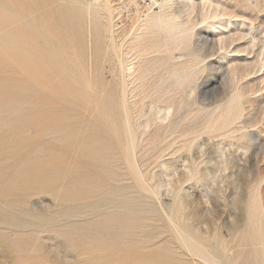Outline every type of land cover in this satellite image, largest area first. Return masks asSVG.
Returning a JSON list of instances; mask_svg holds the SVG:
<instances>
[{
  "label": "rangeland",
  "instance_id": "obj_1",
  "mask_svg": "<svg viewBox=\"0 0 264 264\" xmlns=\"http://www.w3.org/2000/svg\"><path fill=\"white\" fill-rule=\"evenodd\" d=\"M195 1L135 45L141 22L115 0H0V264H264V0ZM21 32L49 57L18 55ZM114 186L144 202L124 236L67 229ZM20 211L57 218L54 233L1 222Z\"/></svg>",
  "mask_w": 264,
  "mask_h": 264
},
{
  "label": "bare ground",
  "instance_id": "obj_2",
  "mask_svg": "<svg viewBox=\"0 0 264 264\" xmlns=\"http://www.w3.org/2000/svg\"><path fill=\"white\" fill-rule=\"evenodd\" d=\"M9 2H23L24 0H8ZM71 1H74V0H71ZM75 1H77V0H75ZM173 1L174 0H163V6L160 8V10L158 11V12H153V13H150V14H148L146 17H145V19L144 20H142L141 21V23H140V26L138 27L139 29H138V33L136 34V35H133V36H135L134 37V39H133V37H132V39H133V43L136 45V42H137V40L139 39V37L141 36L140 34V31L141 30H143V29H146V30H156V29H168V28H171V27H175V28H179L182 24H181V22H179L180 20H178L179 18H181L180 16H181V14L180 13H182V12H185L187 15H189V14H191L192 12H194L195 10H197V8H198V2H196L195 0H179L178 2H179V5H178V7H177V9L176 10H174V8L172 9V5H173ZM7 2V1H6ZM65 2H67V1H65ZM202 2V1H201ZM204 2V1H203ZM177 3V2H176ZM66 4V3H65ZM73 4V3H72ZM76 4V3H75ZM80 3H78V5H79ZM13 5V4H12ZM33 5H34V2H33ZM68 5V4H67ZM77 5V6H78ZM108 5V4H107ZM174 5H175V1H174ZM43 6V5H42ZM40 7V6H39ZM80 7V6H79ZM87 7H88V5H87ZM215 7V6H214ZM35 9V8H34ZM206 9V8H205ZM27 11H28V9H27ZM24 12V11H23ZM64 13V12H63ZM75 13V15L77 16L78 14H79V12H78V10L77 11H75L74 12ZM84 13V12H83ZM109 13H110V11H109ZM25 14V13H24ZM209 15V14H208ZM213 15V14H212ZM219 15V14H218ZM218 15H216V16H218ZM33 16V15H32ZM46 16V15H45ZM110 16V15H109ZM183 16V15H182ZM31 17V16H30ZM72 17V16H71ZM220 17V16H219ZM107 18H109V17H107ZM185 18V17H184ZM35 20V19H34ZM109 20H111V19H109ZM183 20V19H182ZM46 21H48V20H46ZM44 22V21H43ZM222 22V21H221ZM226 22H228L227 20H226ZM13 23V22H12ZM15 23V22H14ZM34 23V22H33ZM186 23V22H185ZM210 23V22H209ZM228 23H230V20H229V22ZM220 24V23H219ZM219 24H217V25H219ZM234 24V23H233ZM188 25V24H187ZM40 26V25H39ZM209 26H211V25H209ZM225 26L226 25H224V28H225ZM229 26V25H228ZM136 27V26H135ZM212 28H214V29H218V28H215L216 26H214V24H212V26H211ZM221 27H223L222 25H221ZM221 27H219L220 29H222ZM181 28V27H180ZM186 28V27H185ZM37 29V28H36ZM243 29V28H242ZM45 30V29H44ZM51 30V29H50ZM78 30V29H77ZM188 30V29H187ZM17 31V30H16ZM145 31V30H144ZM144 31H143V33H144ZM163 32V31H162ZM223 32V31H222ZM48 33V32H47ZM142 33V34H143ZM164 33V32H163ZM21 35H20V37H22L23 38V42L25 43V45H27L26 47H23V48H20V47H18L17 45H15V46H13V47H15V48H13V50L15 51V52H17V54L18 55H25V57H26V60L30 63V64H33V63H35L36 61H37V59H45L46 57H49V55L46 53V51L45 50H43V49H40V48H34L33 46H32V44H33V41H34V37H35V33H33V32H29V33H25V32H21L20 33ZM113 34V33H112ZM218 34V33H217ZM223 34V33H222ZM253 35V34H252ZM257 35V34H256ZM65 36V35H64ZM259 36V35H258ZM69 37V36H68ZM67 37V38H68ZM151 37V36H150ZM213 37V36H212ZM217 37V36H216ZM63 38V37H62ZM64 39V38H63ZM140 39H142V38H140ZM203 39H204V37H203ZM218 39V38H217ZM238 39V38H237ZM44 40H45V38H44ZM70 40V39H69ZM10 41H13V43L14 44H18L17 42L18 41H16L14 38L13 39H11ZM65 41V40H64ZM247 41V40H246ZM131 42V43H132ZM141 42V41H140ZM214 42V41H213ZM63 43V42H62ZM61 43V44H62ZM34 44H35V42H34ZM57 44V43H56ZM56 44H54V45H56ZM128 44V43H127ZM142 44V43H141ZM51 45V44H50ZM60 45V44H59ZM129 45V44H128ZM215 46V45H214ZM131 47V46H130ZM129 48V47H128ZM137 48V47H136ZM150 48V47H149ZM200 48V47H199ZM138 50V49H137ZM240 50V49H239ZM126 51V50H125ZM133 51V50H132ZM135 51V50H134ZM11 53V52H10ZM124 53H127V52H124ZM230 54V53H229ZM132 55V54H131ZM128 56V55H127ZM243 56V55H242ZM123 57V56H122ZM131 57V56H130ZM225 57V56H224ZM136 58V57H135ZM15 59H18V58H15ZM121 59V58H120ZM123 59V58H122ZM121 59V60H122ZM120 60V61H121ZM128 60H130V59H128ZM127 60V61H128ZM134 59H132V61H133ZM138 60H140V59H138ZM22 61V60H21ZM129 62V61H128ZM14 63H16V62H14ZM19 63V62H18ZM133 63V62H132ZM20 64V63H19ZM120 64V63H119ZM225 64V63H224ZM228 64V63H227ZM130 65H131V62H130ZM121 66V65H120ZM128 66V65H127ZM141 66V65H140ZM199 66V65H198ZM235 66V65H234ZM236 67V66H235ZM125 68V67H124ZM195 68V67H194ZM208 68H209V66H208ZM245 68V67H244ZM61 70V69H60ZM235 70V69H234ZM136 71V70H135ZM134 71V72H135ZM140 71V70H139ZM133 66L131 65V66H128L126 69H124V72H123V75H122V80L124 79V81H123V83H125L126 81H127V77L129 78V80H131V81H133L134 82V80H135V76H133ZM137 72V71H136ZM166 72V71H165ZM222 73V72H221ZM131 76H132V78H131ZM140 77V76H139ZM173 77V76H172ZM189 77V76H188ZM228 77V76H227ZM126 78V79H125ZM136 79H138V78H136ZM139 80V79H138ZM128 82V81H127ZM177 82V81H176ZM126 84V83H125ZM129 84V83H128ZM133 85V84H132ZM128 86H130V85H128ZM175 86V85H174ZM122 87V86H121ZM132 88V87H131ZM136 89V88H135ZM138 89V88H137ZM136 89V90H137ZM151 89V88H150ZM136 90H135V92H136ZM129 91H131V90H129ZM129 91H128V93H129ZM175 91V90H174ZM142 92V91H141ZM152 92V91H151ZM239 92V91H238ZM122 94V93H121ZM146 95V94H145ZM123 96V95H122ZM128 96V95H127ZM154 96V95H153ZM137 97V96H136ZM199 97V96H198ZM139 98V97H138ZM143 98V97H142ZM200 98V97H199ZM155 100H153V102H154ZM133 102H135V101H133ZM143 102V101H142ZM166 102V101H165ZM123 103V102H122ZM160 103V102H159ZM135 104V103H134ZM139 105V104H138ZM132 106V105H131ZM140 106V105H139ZM137 107V106H136ZM139 108V107H138ZM123 111H124V109H123ZM134 111V110H133ZM135 111H136V109H135ZM138 111V110H137ZM124 113V112H123ZM138 113V112H137ZM131 115V114H130ZM129 115V116H130ZM125 117V119H126V115H124ZM131 117V116H130ZM133 117H135V115L133 116ZM132 117V118H133ZM124 119V120H125ZM134 119V118H133ZM165 119V118H164ZM139 120V119H138ZM161 120V119H160ZM154 121V120H153ZM126 122V121H125ZM128 121H127V125H128ZM111 125V124H110ZM126 125V126H127ZM92 126H94V125H92ZM128 127V126H127ZM138 127L140 128V126L138 125ZM170 127H172V126H170ZM109 128V127H108ZM113 128V127H112ZM154 128H156V127H154ZM139 130V129H138ZM126 131V130H125ZM143 133V132H142ZM145 133V132H144ZM237 133V132H236ZM260 133V132H259ZM173 134V133H172ZM256 134V133H255ZM139 136H141V135H139ZM139 136H138V138H139ZM261 137V136H260ZM130 138V137H129ZM103 139H105V138H103ZM253 139V138H252ZM100 140H101V138H100ZM106 140H108V139H106ZM112 140V139H111ZM125 140V139H124ZM130 140V139H129ZM154 140V139H153ZM99 141V140H98ZM98 141H97V143H98ZM152 141V140H151ZM112 142V141H111ZM137 142H140V141H137ZM137 142H135V143H137ZM143 142V141H142ZM152 142H154V141H152ZM247 142V141H246ZM96 143V144H97ZM136 145V144H135ZM148 145H149V143H148ZM155 145V144H154ZM169 145V144H168ZM102 146H105V145H102ZM166 146V145H165ZM163 147V145H162V147L161 148H166V147ZM108 147H111V146H108ZM129 147H130V150H133L134 149V142H133V140L131 139L130 140V142H129ZM136 147V146H135ZM95 148H97V147H95ZM99 148V147H98ZM112 148V147H111ZM111 148H109V149H111ZM155 148V147H154ZM160 148V147H159ZM160 148V149H161ZM179 148V147H178ZM259 148V147H258ZM114 149V148H113ZM173 149V148H172ZM153 150V149H152ZM159 150V149H158ZM135 151V150H134ZM150 151V150H149ZM133 152V151H132ZM172 152V151H171ZM257 153H259V152H257ZM97 154V153H96ZM157 154V153H156ZM256 154V153H255ZM137 155V154H136ZM165 155V154H164ZM152 156H154V155H151V156H148V157H151L152 158ZM98 157V156H97ZM130 158H131V162H133V164L131 165V167L134 169V168H136V161H137V159L135 158V155H134V152L131 154V156H130ZM92 159V158H91ZM139 159V158H138ZM150 159V158H149ZM154 159V158H153ZM159 159V158H158ZM92 160H94V159H92ZM146 160V159H145ZM145 160H143V161H145ZM148 160V159H147ZM147 160H146V162H147ZM124 161H126V159H124ZM128 161H130V160H128ZM127 162V161H126ZM142 162V161H141ZM145 163V162H144ZM144 163H142V164H144ZM142 164H140V165H142ZM147 165V164H146ZM150 165V164H149ZM130 167V168H131ZM139 167V166H138ZM262 167V166H261ZM260 167V168H261ZM140 170V169H139ZM144 170V169H143ZM140 173V172H139ZM143 173V172H142ZM134 176V175H133ZM143 176V175H142ZM134 178V177H133ZM146 178V177H145ZM136 179H138V178H136ZM148 180V179H147ZM146 180V181H147ZM144 179H143V177H141L140 178V180H139V187H141V189L143 190V191H149V187L144 183ZM129 184H127L126 186H128ZM153 186V185H152ZM115 187V186H114ZM130 187H131V185H130ZM129 187V188H130ZM137 187H138V185H137ZM149 188V189H148ZM127 189V188H126ZM127 190H129V189H127ZM132 190V189H131ZM125 188L124 187H115V188H112V189H108V190H104V200H103V203L101 202V204H100V206L102 207V206H104V214H102L99 218L97 217V219H94V220H88V221H84V222H82V223H79L78 225H75V224H73V223H70V224H73V226L74 227H71V228H67V226L65 227V228H67L68 230H70V231H72V232H74V233H77V234H85V235H87V231H94V237H96V235H95V232H97V230H103V232H104V228H105V226H106V223H109L110 224V226L108 227L109 228V230H110V232L114 235V237H122V236H124V234H122L121 233V229L123 228V226H125L124 224L125 223H127V222H129L130 220H133V219H130V218H125L124 217V215L125 216H127L129 213L130 214H132V212H138L137 210H139L140 209V211H141V208L143 207L142 206V203H144V202H140V201H137L138 199H137V197L138 196H140V195H138L137 197H136V199L137 200H135V199H131V198H128L127 196H126V194H125ZM148 193V192H147ZM150 193H152L153 194V192H150ZM140 194V193H139ZM146 194V193H145ZM137 195V194H136ZM143 197L142 198H144V196L145 195H143V194H141ZM147 195V194H146ZM66 197V196H65ZM67 198V197H66ZM135 198V197H134ZM139 198V197H138ZM101 199H103V197L101 198ZM145 199V198H144ZM147 199H150V198H147ZM147 199H146V201H147ZM94 201H98V200H95L94 199ZM145 201V200H144ZM91 202V201H90ZM98 202H100V201H98ZM149 203V202H148ZM90 204V203H89ZM93 204V203H92ZM146 205H147V203H145ZM154 204V203H153ZM149 205V204H148ZM152 205V204H151ZM85 206H86V204H85ZM142 206V207H141ZM154 206V205H153ZM90 207V206H89ZM145 207V206H144ZM58 208V207H57ZM107 208H113V211L111 212L110 211V213H107L106 212V209ZM147 208V207H146ZM149 208V207H148ZM76 209V208H75ZM90 209V208H89ZM97 209V208H96ZM150 209H152L151 207H150ZM150 209L148 210V211H150ZM155 209V208H154ZM93 211L95 210V209H92ZM107 210H110V209H107ZM144 210H146V209H144ZM49 211V210H48ZM84 211H86V210H84ZM84 211H82V212H84ZM17 212V211H16ZM21 212V211H20ZM37 212H39V211H37ZM47 212V211H46ZM81 212V211H80ZM151 212V211H150ZM154 212V211H153ZM30 213V212H29ZM45 213V212H44ZM79 213V212H78ZM100 213V212H99ZM142 213H143V210H142ZM149 213V212H148ZM166 213V212H165ZM51 214V213H50ZM169 214V213H168ZM176 214V213H175ZM68 215V214H67ZM77 215H79V214H77ZM85 215H86V213H85ZM167 215V214H166ZM54 216V215H53ZM70 216V215H69ZM68 216V217H69ZM81 216V215H80ZM84 216V215H83ZM133 216V215H132ZM68 217H66V218H68ZM73 217V216H72ZM79 217V216H78ZM128 217H130V216H128ZM137 217V216H136ZM167 217V216H166ZM170 217V216H169ZM200 217V216H199ZM204 218V217H203ZM135 219V218H134ZM138 220V219H137ZM146 219L144 218V221H145ZM168 220V219H167ZM51 222V224L52 223H56V222H58V219L57 218H47V217H45V216H40V217H38V218H36V217H33V216H30V215H28V213H26V212H24V211H22L20 214H17V213H13V212H10V214L7 216V217H4V218H2L1 219V222L3 223V224H6L7 225V228L8 229H10V230H20V229H23L24 227H26V226H29V227H37L36 228V230H48V231H50V229L51 228H55V227H53V225L54 224H52V225H50L49 226V223L48 222ZM67 221V220H66ZM70 221V220H69ZM69 221H67V222H69ZM80 221V220H79ZM65 222V221H64ZM64 222H62V223H64ZM171 222V221H170ZM130 223H133V222H130ZM137 223V222H136ZM139 223V222H138ZM169 223V222H168ZM173 223V222H172ZM171 223V224H172ZM141 224V223H140ZM181 224V223H180ZM61 226V225H60ZM63 226H64V224H63ZM71 226V225H70ZM104 226V227H103ZM179 227V226H178ZM42 228V229H41ZM57 228V227H56ZM58 228H60V227H58ZM63 229V228H62ZM172 229V228H171ZM79 230H84L83 232H79ZM173 230V229H172ZM51 231H52V233H54L53 231L54 230H52L51 229ZM60 231H62V230H59L58 231V233H61ZM170 231V230H169ZM185 231V230H184ZM57 232V231H56ZM172 232V231H171ZM181 232H183V231H181ZM99 233H101V232H99ZM177 233V232H176ZM41 234V233H40ZM63 234V233H62ZM174 234V233H173ZM88 236V235H87ZM103 236V235H102ZM176 238H177V236L176 235H174ZM181 238L183 239V241H185L184 240V236H183V234L181 233ZM188 236V235H187ZM31 237V236H30ZM103 237H105V235L103 236ZM107 237V236H106ZM38 238V237H37ZM148 238V237H147ZM180 238V240H182ZM186 238V237H185ZM29 239V238H28ZM104 239V238H103ZM138 239V238H137ZM139 239H141L142 240V238H139ZM138 239V240H139ZM144 239V238H143ZM146 239V238H145ZM153 239V238H152ZM191 239V238H190ZM194 239V238H193ZM137 240V241H138ZM33 241H37V239L36 240H33ZM101 241V240H100ZM150 241V240H149ZM94 242V241H93ZM139 242V241H138ZM142 242V241H141ZM145 242V241H144ZM35 243V242H34ZM149 243V242H148ZM228 243V242H227ZM44 244V243H43ZM137 244V243H136ZM139 244V243H138ZM184 244V243H183ZM198 244V243H197ZM117 245V244H116ZM147 245V244H146ZM181 245V244H180ZM185 245H186V243L184 244V247H185ZM34 246V245H33ZM43 246V245H42ZM140 246V245H139ZM183 246V245H182ZM113 247V246H112ZM199 247V246H198ZM138 248V247H137ZM186 248V247H185ZM35 249H36V247H35ZM203 250V249H202ZM192 251V250H191ZM37 252V251H36ZM53 252V251H52ZM35 253V252H34ZM194 253V252H193ZM50 254V253H49ZM54 254V253H53ZM202 254H204V253H202ZM34 255V254H33ZM46 255H47V253H46ZM46 255H44V256H46ZM69 255H71V254H69ZM68 255V256H69ZM143 255V254H142ZM199 255V254H198ZM205 255V254H204ZM52 256V255H51ZM50 256V258H52ZM57 256V255H56ZM197 256V255H196ZM143 257V256H142ZM145 257V256H144ZM58 258H60L59 256H58ZM42 259H43V257H39V258H37V259H35V258H32V264H41V261H42ZM139 259V258H138ZM52 260V259H51ZM50 260V261H51ZM58 260V259H57ZM60 260V259H59ZM201 260V259H200ZM61 261V260H60ZM142 261V260H141ZM23 263V262H22ZM53 263V262H52ZM140 263V262H139Z\"/></svg>",
  "mask_w": 264,
  "mask_h": 264
},
{
  "label": "built area",
  "instance_id": "obj_3",
  "mask_svg": "<svg viewBox=\"0 0 264 264\" xmlns=\"http://www.w3.org/2000/svg\"><path fill=\"white\" fill-rule=\"evenodd\" d=\"M162 4L163 0H115L114 6L119 18L139 23L148 14L158 11Z\"/></svg>",
  "mask_w": 264,
  "mask_h": 264
}]
</instances>
